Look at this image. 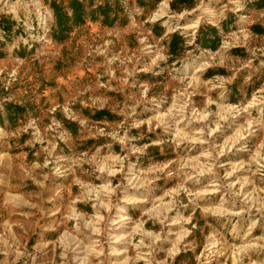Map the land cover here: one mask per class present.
Segmentation results:
<instances>
[{
  "label": "rangeland",
  "instance_id": "rangeland-1",
  "mask_svg": "<svg viewBox=\"0 0 264 264\" xmlns=\"http://www.w3.org/2000/svg\"><path fill=\"white\" fill-rule=\"evenodd\" d=\"M0 264H264V0H0Z\"/></svg>",
  "mask_w": 264,
  "mask_h": 264
}]
</instances>
